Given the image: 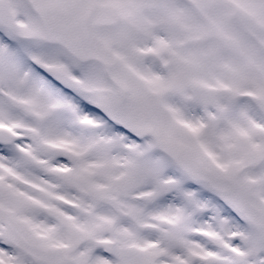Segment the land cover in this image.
<instances>
[{
  "label": "snow or ice",
  "instance_id": "1",
  "mask_svg": "<svg viewBox=\"0 0 264 264\" xmlns=\"http://www.w3.org/2000/svg\"><path fill=\"white\" fill-rule=\"evenodd\" d=\"M0 264H264V0H0Z\"/></svg>",
  "mask_w": 264,
  "mask_h": 264
}]
</instances>
